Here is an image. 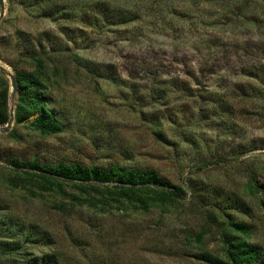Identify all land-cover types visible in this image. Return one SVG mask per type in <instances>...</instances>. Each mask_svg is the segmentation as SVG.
<instances>
[{
    "label": "rangeland",
    "instance_id": "374dc122",
    "mask_svg": "<svg viewBox=\"0 0 264 264\" xmlns=\"http://www.w3.org/2000/svg\"><path fill=\"white\" fill-rule=\"evenodd\" d=\"M0 14L10 109V77L32 71L39 55L48 108L63 128L41 137L35 117L0 128V226L36 225L52 242L29 252L53 251L61 264H205L195 255L222 249L214 228L193 240L205 218L191 186L239 198L247 213L235 216L264 248V195L248 188L251 176L264 187V0H3ZM13 128L19 140L8 137ZM10 159L152 169L187 196L146 213L62 211L68 200L8 187Z\"/></svg>",
    "mask_w": 264,
    "mask_h": 264
},
{
    "label": "trees",
    "instance_id": "16d2710c",
    "mask_svg": "<svg viewBox=\"0 0 264 264\" xmlns=\"http://www.w3.org/2000/svg\"><path fill=\"white\" fill-rule=\"evenodd\" d=\"M108 10V9H107ZM112 13L120 17L118 12ZM122 15H124L122 13ZM120 19V18H119ZM32 71L15 70L16 105L14 106V127L30 121V127L41 137H52L63 128L48 105L50 100L45 94V60L36 54L31 58ZM162 92L165 83H159ZM151 92H154L153 90ZM7 85L0 88V128L10 118ZM231 110L224 108L223 113ZM142 116L144 113H141ZM147 115V114H145ZM13 140H19L13 128L8 134ZM11 174L4 178L12 189H26L33 198H43L44 194H53L68 204L57 205L64 211L67 206L95 208L104 212L112 205L122 209L149 212L151 209L166 210L183 200L187 194L181 185H174L158 172L147 169L126 168L122 165H110L107 168L84 166L80 163L41 164L36 160L7 161ZM70 185L78 194H70L66 188ZM197 214L205 218V226L193 240L201 243L203 237L214 228L218 232L222 255H212L201 251L195 258L205 264H264V248L250 243L253 231L250 225L239 221L236 214L245 215L247 207L232 194L221 190L207 193L204 189L191 186ZM248 188L253 194L264 195V187L251 176ZM16 227V229H15ZM52 242L42 236L36 225L2 224L0 226V264H61L55 252L49 251L34 255L26 248H51Z\"/></svg>",
    "mask_w": 264,
    "mask_h": 264
},
{
    "label": "water",
    "instance_id": "95a60500",
    "mask_svg": "<svg viewBox=\"0 0 264 264\" xmlns=\"http://www.w3.org/2000/svg\"><path fill=\"white\" fill-rule=\"evenodd\" d=\"M0 6H3V0H0ZM0 17H1V14H0ZM10 86H11L12 92L14 93L15 92V80H14L13 76L10 77ZM9 113H10V118H9L6 126L2 128V131L4 133H7L9 131V129L12 126L13 120H14V110L10 109Z\"/></svg>",
    "mask_w": 264,
    "mask_h": 264
}]
</instances>
